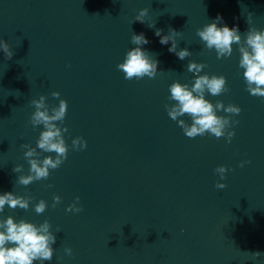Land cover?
I'll list each match as a JSON object with an SVG mask.
<instances>
[{"label": "clouds", "instance_id": "obj_1", "mask_svg": "<svg viewBox=\"0 0 264 264\" xmlns=\"http://www.w3.org/2000/svg\"><path fill=\"white\" fill-rule=\"evenodd\" d=\"M149 9L143 8L139 11L133 22L145 23L144 18L148 15ZM252 14H248L247 23L250 24ZM222 23V17L217 16L211 23L197 29L196 34L200 41L208 50H215L217 59L228 58L232 56L233 45H237L240 53L239 68L243 69V77L246 84V91L254 97L264 98V30L255 27H249L242 34L238 26L229 27ZM149 28L155 25L148 24ZM162 29H156L155 35L159 37L161 45L171 46L168 48L170 53H174L181 61L191 56L192 53L187 49H178L176 37L180 31L169 29L168 34L163 35ZM130 42L136 47L131 48L126 54L124 61L117 65V69L122 71L126 80L143 79L148 77L154 79L158 72L159 61L142 48L147 45L149 40L144 33H132ZM0 51L3 52L6 60H11L14 53L10 45L3 39H0ZM207 65L190 60L187 64V71L193 73L194 82L191 86L174 81L169 86L170 96L168 100L174 103L165 104V110L169 118L177 123L188 138L195 139L197 136L211 135L217 139L225 138L226 143H231L235 136L234 126L239 124L234 120V116L241 113V108L235 104L225 105L222 101L215 104L205 98V94L220 96L229 91L227 87V78L223 75L200 74ZM53 99L59 101L58 105L50 106L44 95L38 99L31 100L34 106V112L31 114L29 123L33 128L43 126L36 141V146L21 144L20 147L26 149L24 157L30 165L28 174L18 176L16 183L28 186L33 182L46 180L50 176L51 170L58 169L68 158L69 146L66 143L64 133L68 132L63 125L67 115L68 103L60 98V93L54 91L51 93ZM223 111L227 115H217V112ZM188 116L191 123L186 122L182 117ZM87 148V141L83 137L72 139V149L80 151ZM39 150V151H38ZM42 153H55V156L47 155L41 159ZM251 161H242L240 167H244ZM23 165H16L13 168L15 173H23ZM215 173L219 175L220 181L226 179L225 173L229 169L224 166H218ZM46 187H53L47 185ZM217 189H225V183L217 182ZM31 196H20L14 192H5L0 194V213L7 205L15 210L17 208L28 210ZM80 197H75L73 203L66 208L67 212L80 213L83 207L80 205ZM61 203L59 195L53 196L52 207L55 208ZM48 207L45 200L41 199L34 205V211L37 214H43ZM51 229V224L45 220L39 226L27 222L23 219L18 222L8 216L0 220V264H34L35 261H51L54 255L53 245L56 243V235ZM60 229L57 228L56 232ZM183 231V230H181ZM65 255L71 256L72 249L65 247ZM262 254L259 251L251 253L253 259L259 258Z\"/></svg>", "mask_w": 264, "mask_h": 264}]
</instances>
